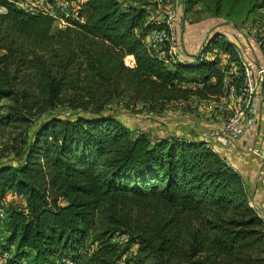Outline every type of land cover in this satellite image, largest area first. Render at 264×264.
Returning <instances> with one entry per match:
<instances>
[{
  "label": "trees",
  "instance_id": "1",
  "mask_svg": "<svg viewBox=\"0 0 264 264\" xmlns=\"http://www.w3.org/2000/svg\"><path fill=\"white\" fill-rule=\"evenodd\" d=\"M154 2L83 0L77 18L55 29L51 16L0 0V128L38 115L19 144L5 147L17 160L0 161L2 246L13 245L15 257L264 264V219L240 174L201 139L131 133L108 106L120 98L151 105L223 94L220 58L164 63L145 49L144 36L164 27ZM199 24L183 35L198 33ZM204 32L240 71L233 40ZM61 106L70 113L54 111ZM9 191L22 203L2 209Z\"/></svg>",
  "mask_w": 264,
  "mask_h": 264
},
{
  "label": "built area",
  "instance_id": "2",
  "mask_svg": "<svg viewBox=\"0 0 264 264\" xmlns=\"http://www.w3.org/2000/svg\"><path fill=\"white\" fill-rule=\"evenodd\" d=\"M12 3L28 13H44L53 18L56 28H63L68 25V19L77 18V9L82 5L83 0H11ZM181 3V0H180ZM260 12L264 8L259 9ZM175 9L172 5H167L164 11L163 23L164 27L160 29L150 30L143 39L145 49L153 54L156 58L164 63L182 60L180 56V48L176 38L173 21L175 19ZM81 19V18H79ZM259 48L264 59V41L253 39ZM207 37L203 39L198 51L194 56L198 55L202 58H220L219 72L221 73V83L223 94L218 97H210L207 99H197L190 96L187 99H177L175 104L183 107L191 98L198 102H205L202 105L209 114H197V119L202 121L215 122L217 125L200 134V138L210 148V141L214 139L218 144L224 146L228 150H233V141L238 139L245 128H250L255 124L256 104L254 97L257 85L264 82V63L253 64L242 59L238 49L235 51L238 56L240 71H237L235 63L228 61V55L219 51L216 47H209ZM124 63L132 67L133 59L125 57ZM240 78L237 87L234 86L235 80ZM193 88L194 84H188ZM214 110L218 113L216 115ZM211 111V112H210ZM224 115V116H223ZM246 152L256 157L258 160L257 176L259 181L264 185V160L263 149L261 147L250 146ZM259 214V212H257ZM260 215V214H259ZM4 214L0 211V264H29L25 257H15L13 245L3 248L5 237ZM59 264H75L70 256H61L56 259ZM119 263H121L119 261Z\"/></svg>",
  "mask_w": 264,
  "mask_h": 264
},
{
  "label": "rangeland",
  "instance_id": "3",
  "mask_svg": "<svg viewBox=\"0 0 264 264\" xmlns=\"http://www.w3.org/2000/svg\"><path fill=\"white\" fill-rule=\"evenodd\" d=\"M50 1L52 0H49L48 3ZM181 1L182 3H180V0H155L154 5L150 6L152 15L156 16L160 21H163L165 7L167 5L173 6L176 12L173 25L177 41H179L181 34L184 32L183 27L184 29H189L195 23L202 24L204 22L206 25H202L204 30L219 31L233 41H237L239 37H247L251 41L253 39L264 41V11H259L260 8H264V0ZM0 11H2L1 8ZM53 28L56 29L54 23ZM202 105L206 106V103L198 102V100L193 98L185 103L183 107L175 104L174 101L146 105L121 98L108 103L111 111L129 127L131 133L143 131L150 139L163 135L167 136L168 134L164 130L175 129L178 124H182L183 126L186 124L197 125L202 121L197 119V114H209ZM54 111L58 114L70 113V110L64 106L57 107ZM214 113L218 115L215 110ZM37 121L38 115H34L26 125L16 128H0V161L17 160V157L9 149H5V147L19 144L20 139L24 137V129L26 133H29L31 127ZM245 190L248 195L249 205L255 209L251 194L246 186ZM8 194L9 192L6 193L4 204L1 205L2 209H6L10 205H21L22 199L13 194V192H10V196ZM255 211L257 210L255 209ZM260 216L262 217L261 214ZM115 240L124 243L126 236L117 235L115 236ZM86 245H89V240L86 242ZM90 247L89 245L88 248ZM83 257L81 258L83 259Z\"/></svg>",
  "mask_w": 264,
  "mask_h": 264
},
{
  "label": "crops",
  "instance_id": "4",
  "mask_svg": "<svg viewBox=\"0 0 264 264\" xmlns=\"http://www.w3.org/2000/svg\"><path fill=\"white\" fill-rule=\"evenodd\" d=\"M52 4H54V0ZM198 28V33L187 32L185 35L181 34L178 44L182 59H188L194 55L206 37L207 32L202 33V30H204L203 26ZM233 43L243 60L253 64L264 63L263 56L253 40L251 41L247 37H239ZM254 102L256 104L255 124L250 128H245L241 136L233 141V150L226 149L214 139H211L210 146L228 165L240 174L245 186L249 189L255 209L264 219V185L257 176L258 160L246 152V149L250 146L261 147L264 151V82L257 85ZM216 125L217 123L215 122L200 121L197 125L186 124L183 126L178 124L175 129H165L164 132L199 139L202 132ZM9 194L8 196H10Z\"/></svg>",
  "mask_w": 264,
  "mask_h": 264
},
{
  "label": "bare ground",
  "instance_id": "5",
  "mask_svg": "<svg viewBox=\"0 0 264 264\" xmlns=\"http://www.w3.org/2000/svg\"><path fill=\"white\" fill-rule=\"evenodd\" d=\"M130 58V56L127 57V59Z\"/></svg>",
  "mask_w": 264,
  "mask_h": 264
}]
</instances>
